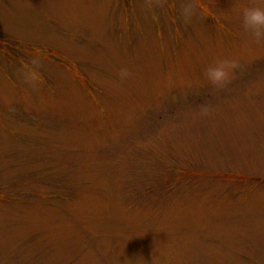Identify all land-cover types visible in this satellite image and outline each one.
<instances>
[{"label": "rangeland", "instance_id": "374dc122", "mask_svg": "<svg viewBox=\"0 0 264 264\" xmlns=\"http://www.w3.org/2000/svg\"><path fill=\"white\" fill-rule=\"evenodd\" d=\"M186 2L0 0V264H264V0Z\"/></svg>", "mask_w": 264, "mask_h": 264}, {"label": "clouds", "instance_id": "9594fccd", "mask_svg": "<svg viewBox=\"0 0 264 264\" xmlns=\"http://www.w3.org/2000/svg\"><path fill=\"white\" fill-rule=\"evenodd\" d=\"M146 6L150 9L162 8L163 0H147ZM198 10L206 11L200 0H187L181 7L180 16L185 23H188ZM243 26L246 31L250 32L252 37L260 42L264 40V7L248 6L242 12ZM42 52L37 49L34 58L31 60V68L28 64L22 65V74L26 83L42 81V75L39 72L40 57ZM238 68L236 61L220 60L215 66H211L206 70L205 75L208 80L217 87H223L229 83L233 77L234 71ZM127 74V69L121 70V75Z\"/></svg>", "mask_w": 264, "mask_h": 264}]
</instances>
